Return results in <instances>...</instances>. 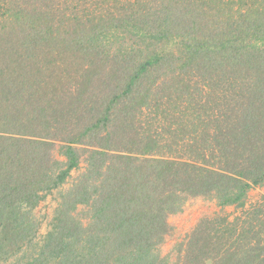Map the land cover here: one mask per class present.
Here are the masks:
<instances>
[{"label": "trees", "instance_id": "1", "mask_svg": "<svg viewBox=\"0 0 264 264\" xmlns=\"http://www.w3.org/2000/svg\"><path fill=\"white\" fill-rule=\"evenodd\" d=\"M254 186L264 0H0V264H264L262 205L161 249L188 196Z\"/></svg>", "mask_w": 264, "mask_h": 264}, {"label": "rangeland", "instance_id": "2", "mask_svg": "<svg viewBox=\"0 0 264 264\" xmlns=\"http://www.w3.org/2000/svg\"><path fill=\"white\" fill-rule=\"evenodd\" d=\"M176 116L178 117V119L183 118L179 114ZM164 123L165 122H161L158 125L161 124V126H163ZM177 127L179 128L176 123L172 125V129ZM176 131L178 134H180L178 130ZM201 150L203 149L199 144H194L189 147V151L197 155L202 152ZM182 151L183 154L186 149H183ZM211 159L215 164H218L215 158ZM83 170L84 164L81 163V168L72 171L73 177L80 174ZM73 177L70 178L66 184H63L62 186H60V188L55 189L52 194H49L36 207L35 214L41 221V233H46L50 228V221L59 201L60 194L65 190H68L72 186V183L74 182ZM259 205H262L264 207V186H254L253 188H251L246 198V205L242 208L235 207L234 205L222 207V205H220V199L217 198L214 194L188 196L183 208L180 211L169 216V223L173 227V230L168 236H166L165 242L161 246L162 253L167 254L172 252V260L176 261L177 257L175 254L178 253L180 242L185 239V236L191 233L199 223L203 222V220L205 221L206 219H210L213 217L219 218L226 215L230 216V219L233 220L236 216H244L245 218L246 214L248 213V217H253L255 216V211L253 209L257 208ZM81 209L83 210L85 208L82 207ZM85 213L86 211L83 210L82 214L85 215ZM204 223H206V221ZM260 228L264 230L263 223L260 224Z\"/></svg>", "mask_w": 264, "mask_h": 264}]
</instances>
